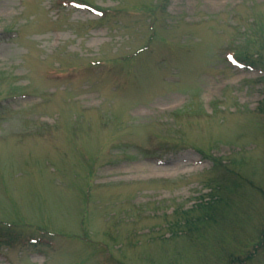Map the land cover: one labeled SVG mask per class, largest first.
Instances as JSON below:
<instances>
[{"label": "rangeland", "instance_id": "374dc122", "mask_svg": "<svg viewBox=\"0 0 264 264\" xmlns=\"http://www.w3.org/2000/svg\"><path fill=\"white\" fill-rule=\"evenodd\" d=\"M263 102L264 0H0V264H264Z\"/></svg>", "mask_w": 264, "mask_h": 264}, {"label": "trees", "instance_id": "16d2710c", "mask_svg": "<svg viewBox=\"0 0 264 264\" xmlns=\"http://www.w3.org/2000/svg\"><path fill=\"white\" fill-rule=\"evenodd\" d=\"M239 58L243 61H250L251 62V64L254 66H258V63H257V61L256 60H254V59H252V58H250V57H248V56H246V55H244L243 53H241V54H239ZM254 63H256V64H254ZM261 111H263V113H264V102H263V108H261ZM211 209H213V207H209V210H208V212L211 210ZM3 232H5V231H3ZM7 232V231H6ZM5 232V233H6ZM8 232H10V231H8ZM5 233H2V232H0V239L1 238H3L4 236H6L7 238H8V236L10 237L9 239L13 242L14 241V237L16 238V236L15 235H13V234H11V233H7V234H5Z\"/></svg>", "mask_w": 264, "mask_h": 264}, {"label": "bare ground", "instance_id": "6f19581e", "mask_svg": "<svg viewBox=\"0 0 264 264\" xmlns=\"http://www.w3.org/2000/svg\"><path fill=\"white\" fill-rule=\"evenodd\" d=\"M144 169H147L149 170L150 172L152 173H157V172H160L161 170H165V169H162L158 166H153V165H145V168Z\"/></svg>", "mask_w": 264, "mask_h": 264}]
</instances>
